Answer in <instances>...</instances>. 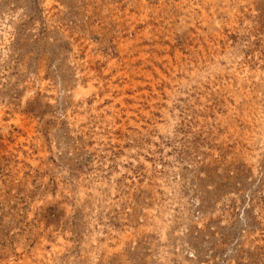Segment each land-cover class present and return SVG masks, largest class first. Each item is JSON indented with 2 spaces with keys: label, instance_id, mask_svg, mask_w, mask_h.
Segmentation results:
<instances>
[{
  "label": "rangeland",
  "instance_id": "obj_1",
  "mask_svg": "<svg viewBox=\"0 0 264 264\" xmlns=\"http://www.w3.org/2000/svg\"><path fill=\"white\" fill-rule=\"evenodd\" d=\"M0 264H264V0H0Z\"/></svg>",
  "mask_w": 264,
  "mask_h": 264
}]
</instances>
